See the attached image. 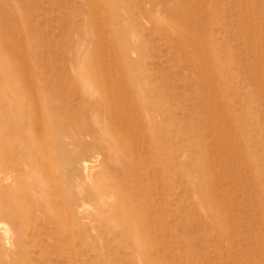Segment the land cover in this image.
Returning <instances> with one entry per match:
<instances>
[{
    "label": "rangeland",
    "instance_id": "374dc122",
    "mask_svg": "<svg viewBox=\"0 0 264 264\" xmlns=\"http://www.w3.org/2000/svg\"><path fill=\"white\" fill-rule=\"evenodd\" d=\"M8 1L13 13L0 9V49L13 53L28 93L39 85L72 94L87 76L121 75L163 95L173 140L169 178L150 194L154 221L143 248L132 237L99 235L79 218L72 248L38 221L31 226L40 245L29 263L264 264V0ZM8 84L0 76L1 89ZM81 141L80 163L112 166L97 141ZM0 170V192L20 189L37 200L21 153ZM63 175L84 184L77 169ZM0 226L6 264L15 227L1 215Z\"/></svg>",
    "mask_w": 264,
    "mask_h": 264
},
{
    "label": "bare ground",
    "instance_id": "6f19581e",
    "mask_svg": "<svg viewBox=\"0 0 264 264\" xmlns=\"http://www.w3.org/2000/svg\"><path fill=\"white\" fill-rule=\"evenodd\" d=\"M0 9L13 13L8 0H0ZM16 24L23 27L24 19ZM16 52L24 57V51ZM13 56L0 49V76L10 86L0 87V169L21 153L39 196L31 203L20 189L0 192V215L15 227L2 253L6 264H30L40 245L31 222L38 221L47 224L52 240L72 248L81 230L78 218L89 221L99 235L132 237L143 248L154 221L147 210L150 194L169 178L167 152L173 140L165 129L170 120L163 95L135 87L121 75L87 76L72 94L47 93L39 85L28 93ZM82 138L97 141L110 154L109 169L80 163L74 149ZM11 139L19 142L11 145ZM63 169L81 171L84 186L64 176Z\"/></svg>",
    "mask_w": 264,
    "mask_h": 264
}]
</instances>
